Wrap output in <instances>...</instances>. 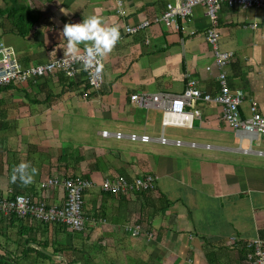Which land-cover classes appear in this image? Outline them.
<instances>
[{"label": "crops", "instance_id": "crops-1", "mask_svg": "<svg viewBox=\"0 0 264 264\" xmlns=\"http://www.w3.org/2000/svg\"><path fill=\"white\" fill-rule=\"evenodd\" d=\"M11 1L0 0V8ZM18 1L39 18L21 36L0 17V42L24 66L65 54V23L90 15L117 25L121 36L102 57L98 90L87 88L83 71L74 78L58 71L0 86V195L23 193L61 205L64 188L43 187L42 181L54 176L93 181L83 194L88 218L83 231L0 214V255L19 264H249L244 243L264 239V135L239 139L213 102L195 103L200 115L192 117L190 127L162 129L159 109L129 99L136 92L177 94L189 79L201 91H217L203 6L193 7L178 30L150 24L129 34L126 24L153 18L173 0H120L124 14L117 12V0ZM215 27L220 47L233 53L225 70L230 89L243 93L241 117L251 103L264 114V7L222 3ZM167 127L178 130L166 132ZM104 129L153 138L163 131L170 140L196 145L104 137ZM22 161L36 169L28 185L11 181ZM144 174L154 178L145 196L112 195L99 187L107 177ZM127 225H139V234L132 236Z\"/></svg>", "mask_w": 264, "mask_h": 264}, {"label": "built area", "instance_id": "built-area-1", "mask_svg": "<svg viewBox=\"0 0 264 264\" xmlns=\"http://www.w3.org/2000/svg\"><path fill=\"white\" fill-rule=\"evenodd\" d=\"M224 3L227 7H264V0H173L165 3L162 11L151 19H143L135 24H126V33H137L150 26V24H163L178 30L180 20H189L192 9L196 5L204 8V14L209 18L210 25L205 30V40L211 47L215 67L217 69L218 89L214 94L201 91L193 79L186 82L180 93L165 91L136 92L129 96L134 104L143 108H155L161 111V127H190L191 119L199 116L200 111L195 107L197 102H213L220 107L221 118L239 138H247L251 141L258 134L264 135V114L258 111L255 103L249 106V114L241 117L239 105L243 98L240 89L231 90L227 82L225 67L231 60L233 53L224 50L219 45V33L215 27L217 11ZM121 1L117 0V12L124 14ZM83 51V49L81 50ZM64 54L54 56L43 62H37L24 66L19 62L13 50L0 42V86L10 83L24 82L33 77H39L55 72H62L66 77L74 78L83 71L85 83L88 89L98 90L103 83V60L95 64L91 69L85 71L80 63L70 66L62 60ZM102 65V66H100ZM210 69V66H206ZM71 73V74H69ZM87 94L83 91V95ZM191 106V110H186ZM104 137L128 138L134 141L148 142L157 139L163 143H174L176 145L189 144L180 139L170 140L161 134L153 138L148 134L124 133L121 131L101 130ZM43 187L61 185L65 191V199L61 205H53L33 199L30 195L13 193L12 195H0V214L15 215L22 219H29L39 223H57L67 226L72 231H82L87 223V216L83 210V194L93 186V181L80 176L51 177L41 182ZM100 190L107 194L124 195L133 191L151 190L154 188V178L150 174L138 175L133 179L122 176L107 177L99 184ZM19 197H24L23 200ZM132 236L139 234V225H127L125 227ZM151 236V232L148 233ZM245 258L249 264H264V239L254 237L244 243Z\"/></svg>", "mask_w": 264, "mask_h": 264}, {"label": "clouds", "instance_id": "clouds-1", "mask_svg": "<svg viewBox=\"0 0 264 264\" xmlns=\"http://www.w3.org/2000/svg\"><path fill=\"white\" fill-rule=\"evenodd\" d=\"M62 34L66 41V50L60 60L69 66L78 62L85 71L99 64L101 58L112 51L121 36L117 25L105 24L96 15H90L77 23H65ZM81 44L84 45L83 51ZM30 168L29 162H20L13 169L11 181L15 183L19 179L24 185L30 184L33 180L32 173L36 171L35 168L29 171ZM19 199L23 200L24 197Z\"/></svg>", "mask_w": 264, "mask_h": 264}, {"label": "trees", "instance_id": "trees-1", "mask_svg": "<svg viewBox=\"0 0 264 264\" xmlns=\"http://www.w3.org/2000/svg\"><path fill=\"white\" fill-rule=\"evenodd\" d=\"M0 17L9 21L21 36L27 35L31 27L39 18L38 14L30 8L28 3L19 2L18 0H12L11 3L6 7L0 8ZM139 192H142V194L145 196L147 193H149V190ZM161 208L162 207H159L156 208V210L151 211L152 214L159 211ZM147 215L150 214L146 213V216ZM15 218L17 219L18 217L15 216L14 219ZM0 264H19V262L16 258H8L0 255Z\"/></svg>", "mask_w": 264, "mask_h": 264}, {"label": "rangeland", "instance_id": "rangeland-1", "mask_svg": "<svg viewBox=\"0 0 264 264\" xmlns=\"http://www.w3.org/2000/svg\"><path fill=\"white\" fill-rule=\"evenodd\" d=\"M166 129H167L166 132L169 131L170 129L178 130L177 128H171V127H167ZM82 231H83V230H82ZM22 263H24V264H28L27 261L25 262L24 260H23Z\"/></svg>", "mask_w": 264, "mask_h": 264}]
</instances>
